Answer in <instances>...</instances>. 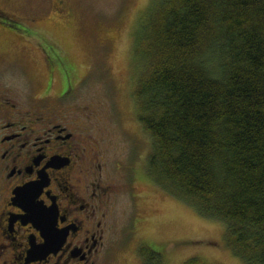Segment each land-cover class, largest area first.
I'll list each match as a JSON object with an SVG mask.
<instances>
[{
	"label": "trees",
	"instance_id": "trees-1",
	"mask_svg": "<svg viewBox=\"0 0 264 264\" xmlns=\"http://www.w3.org/2000/svg\"><path fill=\"white\" fill-rule=\"evenodd\" d=\"M148 8L135 37L144 63L132 92L152 138L147 175L224 221L246 264H264V0H158ZM140 253L143 264H163L160 249ZM183 264L210 263L191 256Z\"/></svg>",
	"mask_w": 264,
	"mask_h": 264
},
{
	"label": "rangeland",
	"instance_id": "rangeland-1",
	"mask_svg": "<svg viewBox=\"0 0 264 264\" xmlns=\"http://www.w3.org/2000/svg\"><path fill=\"white\" fill-rule=\"evenodd\" d=\"M68 1L76 13L72 28L62 25L61 29L51 20L30 23L42 34L33 43L21 42L0 29V96L9 95L24 106L33 101L36 91L42 92L48 85L56 91L64 85L68 90L56 100L58 104L49 105L47 100L54 101L56 96L47 97L40 105L41 111L46 115L60 111L61 117L77 112L69 114L84 121L83 133L92 134L104 147L109 166L124 168L116 171L120 187L114 211L108 216L112 224L109 243H118L121 248L119 254H107L108 260L138 264L135 249L139 252L142 246L149 245L163 251V264H183L191 256L210 264H246L228 243L224 221L200 214L147 175L152 138L139 119L140 110L132 95L136 75L144 63L135 37L148 7L158 0ZM35 2L10 0L7 6L22 13L19 9ZM81 7L89 11L84 18L76 12ZM82 20L87 23L81 24ZM43 34L65 49L53 44L57 47L49 50L53 64L63 67L54 70L53 66L54 72L49 71L45 52L38 44L47 43ZM68 61L75 67L73 71L65 70ZM89 109L95 113L91 118L87 116ZM133 170L138 173L134 182ZM131 183L136 186V198Z\"/></svg>",
	"mask_w": 264,
	"mask_h": 264
},
{
	"label": "flooded vegetation",
	"instance_id": "flooded-vegetation-1",
	"mask_svg": "<svg viewBox=\"0 0 264 264\" xmlns=\"http://www.w3.org/2000/svg\"><path fill=\"white\" fill-rule=\"evenodd\" d=\"M9 3L0 0V29L21 42L33 43L42 35L30 23L51 20L61 29L74 27L76 13L68 0H36L19 9L22 13ZM76 12L84 18L89 11L81 7ZM51 38L38 44L49 71L54 72L63 67L53 64L49 50L61 44ZM68 63L65 70L73 71L75 67ZM67 90L61 85L54 91L48 85L24 106L9 95L0 96V264H118L107 257L119 254L121 248L109 243L108 216L120 187L116 171L124 168L109 166L104 147L92 134L83 133L86 124L78 115L69 114L77 112L61 117L60 111L47 115L41 111L47 97L56 96L47 101L58 104L56 100ZM92 115L89 109L88 118ZM137 174L133 170V182ZM131 188L136 198L135 184ZM135 250L138 264H143L140 251Z\"/></svg>",
	"mask_w": 264,
	"mask_h": 264
}]
</instances>
